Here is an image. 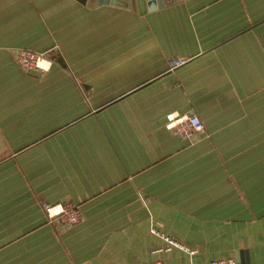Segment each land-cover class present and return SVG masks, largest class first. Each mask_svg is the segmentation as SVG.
Wrapping results in <instances>:
<instances>
[{"label":"crops","instance_id":"obj_1","mask_svg":"<svg viewBox=\"0 0 264 264\" xmlns=\"http://www.w3.org/2000/svg\"><path fill=\"white\" fill-rule=\"evenodd\" d=\"M171 112L205 132L180 138ZM154 228L197 252L157 251ZM217 258L264 264V0H0V264Z\"/></svg>","mask_w":264,"mask_h":264},{"label":"built area","instance_id":"obj_2","mask_svg":"<svg viewBox=\"0 0 264 264\" xmlns=\"http://www.w3.org/2000/svg\"><path fill=\"white\" fill-rule=\"evenodd\" d=\"M15 59L25 71L36 70L48 72L54 63L52 52H38L28 48L17 49ZM166 127L187 141H193L197 134L205 132L206 130L203 120L194 113L181 114L171 112L167 115ZM41 206L49 221L59 226L74 225L82 219L80 206L74 202L56 204L42 202ZM152 231L153 233L159 234L166 241V246L159 248L157 251H170L173 247H178L191 255L197 252L196 249L189 248L177 239L159 232L156 228ZM207 264H237V262L234 258H217Z\"/></svg>","mask_w":264,"mask_h":264},{"label":"water","instance_id":"obj_3","mask_svg":"<svg viewBox=\"0 0 264 264\" xmlns=\"http://www.w3.org/2000/svg\"><path fill=\"white\" fill-rule=\"evenodd\" d=\"M121 0H99V4L112 3L119 4L120 6H126L128 8H133L134 11H151V9L161 8L168 4L169 0H124L125 2H120ZM170 3V2H169Z\"/></svg>","mask_w":264,"mask_h":264}]
</instances>
